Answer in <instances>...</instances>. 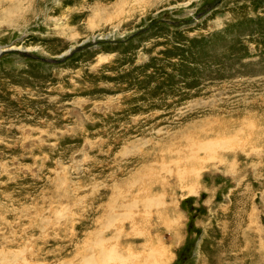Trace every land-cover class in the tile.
Instances as JSON below:
<instances>
[{"label": "rangeland", "instance_id": "374dc122", "mask_svg": "<svg viewBox=\"0 0 264 264\" xmlns=\"http://www.w3.org/2000/svg\"><path fill=\"white\" fill-rule=\"evenodd\" d=\"M0 0V264H264V0Z\"/></svg>", "mask_w": 264, "mask_h": 264}, {"label": "water", "instance_id": "95a60500", "mask_svg": "<svg viewBox=\"0 0 264 264\" xmlns=\"http://www.w3.org/2000/svg\"><path fill=\"white\" fill-rule=\"evenodd\" d=\"M221 0H217L213 5H217ZM9 52H19V50L17 49H13V50H7V51H0V55H3L5 53H9Z\"/></svg>", "mask_w": 264, "mask_h": 264}, {"label": "bare ground", "instance_id": "6f19581e", "mask_svg": "<svg viewBox=\"0 0 264 264\" xmlns=\"http://www.w3.org/2000/svg\"><path fill=\"white\" fill-rule=\"evenodd\" d=\"M13 50V49H12ZM18 50V49H17Z\"/></svg>", "mask_w": 264, "mask_h": 264}]
</instances>
